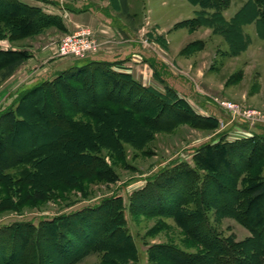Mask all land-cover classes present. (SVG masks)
<instances>
[{
	"label": "rangeland",
	"instance_id": "rangeland-1",
	"mask_svg": "<svg viewBox=\"0 0 264 264\" xmlns=\"http://www.w3.org/2000/svg\"><path fill=\"white\" fill-rule=\"evenodd\" d=\"M17 1L37 8L43 14L55 16L61 21L63 27L62 25L49 26L33 35L16 39V32L13 30L15 33H12L9 26L0 23V50L21 51L28 56L9 78L2 81L0 76V114L10 108L15 110L21 95L26 91L39 86L42 82L55 81L64 70L83 64L79 59L60 58L56 52L61 41L70 34L64 21L70 20L73 26L78 25V20L71 17V12L94 7L91 0H80L78 3H76L77 0ZM119 1L122 2V0H108L111 9L116 11L122 20L114 22L118 26L126 22L137 32L128 39H134L140 43L141 60L146 66L137 67V64H133L130 70L136 69L137 74L152 80L151 85H141L162 95H168L171 92L176 94L185 100L197 114L218 120L217 125L210 128H198L186 122L176 125L169 131H152L150 129L151 138L145 142L141 139V145L136 139L134 142L122 140L120 144L122 151L119 153L113 149L101 147L97 156L107 171L105 176L100 178L85 177V179H80L74 187L55 181L51 183L49 191L42 193L39 190L40 183L38 181L51 180L53 171L63 172L62 165L56 167L54 160L40 166L39 173L35 171L36 169L26 165L9 170L6 172L9 181H3L0 184V228L20 223H30L38 227L46 219L93 207L107 199L118 198L121 201L126 220V229L138 251L137 264H172L162 255L165 246H173L188 254L199 255L204 252L203 246L196 239L190 237L178 225L173 216H164L158 211L162 207L167 208L170 200L184 191V182L180 181L181 179L171 180L169 182L171 186L164 189L151 186L156 178L158 182H168L170 179L166 172L169 174L170 170L188 165L196 171V177L190 180L193 185L191 186L192 190L201 191V186H204L209 194L208 204L202 207L206 211L207 225L212 228L214 234L223 239L244 242L252 237L250 230L235 218L222 216L218 212L216 206L220 193L216 186L211 185L209 173L197 167L195 157L204 145L213 146L224 142L237 143L247 138H256L257 140L260 137L264 138V27L258 24L250 26L249 18L243 20L241 28H245V32L249 33L255 29L260 32L261 38L259 40L255 37L253 47L244 58L235 59L231 57L241 54L233 55L229 39L224 35L214 33V30L209 27L191 29L190 25L184 24L188 20L159 34L160 32L153 24L158 22L162 25L170 13L174 15L177 12L172 8V0H168L169 6L167 7L161 6L163 0L149 1L152 10L150 16L154 23L144 22L141 15H134L131 21L128 16H125L124 11L120 10ZM125 1L139 2V0ZM73 2L75 3L73 4ZM185 2L188 7L182 9L184 15L188 13V9L194 8L193 5ZM109 15V12H104V16L109 17ZM195 17L196 13L193 18ZM204 28L213 30V34L219 35L223 42L214 38L204 41L205 36H208L204 34ZM89 30L91 29L89 28ZM175 30L178 32L182 30L184 33L180 31V35L174 37L170 35L169 41L166 36L175 33ZM100 31L106 36L116 37L106 27L101 28ZM117 37L122 41L121 43L99 41L100 51L95 54L128 48L127 38ZM249 44L250 42H248ZM205 45L207 49L203 48ZM219 49L224 55H219ZM144 56H148V58ZM226 56L229 57L226 58ZM121 63L123 62H115L117 67H110V70L125 73L118 67ZM65 65L68 69H62ZM209 68L211 69L209 70ZM206 71L207 74H205ZM137 98H133V100ZM189 99L192 103L188 101ZM148 100L149 98H146L145 101L148 102ZM225 104L236 105L238 113L231 112ZM157 111L158 108L153 107L148 116L155 119ZM245 113L250 114L253 119L248 121L244 117ZM75 118L85 122L89 121L94 125L96 122L80 114ZM175 119L173 114L166 112L162 120L173 121ZM34 133L26 130L21 131L17 136V145L26 150L31 149L30 142H33L32 134ZM54 138V133L48 131L45 139L44 137L37 138V142L39 145L51 142ZM107 139L105 137L106 141ZM241 149L242 147L238 146L235 150L236 154L237 152H247V150ZM248 154L247 156H249ZM211 157L221 163V153L211 154ZM235 158L237 160V157ZM26 172L36 173L33 179L42 178L36 182L38 189L30 183V180L29 183L26 181ZM248 175L245 173L242 175L239 187L242 185L241 179ZM261 176L264 177V169ZM144 189L145 191L139 194ZM200 198L198 192L195 199L200 201ZM193 208L195 207L193 206ZM181 222L187 223L186 226L192 224L186 222L184 217H181ZM65 233L74 244L82 245V240L76 231L75 234ZM198 233L201 238L206 237L204 231L200 230ZM41 248L42 264H64L63 256L53 243L44 240L41 243ZM10 249L11 247L6 248V259ZM250 250L251 248H249V252ZM23 254L25 255V252ZM24 260V264H29L28 259ZM77 264H111V261H103L102 254L92 253Z\"/></svg>",
	"mask_w": 264,
	"mask_h": 264
},
{
	"label": "trees",
	"instance_id": "trees-1",
	"mask_svg": "<svg viewBox=\"0 0 264 264\" xmlns=\"http://www.w3.org/2000/svg\"><path fill=\"white\" fill-rule=\"evenodd\" d=\"M189 1L199 6L200 10L195 18L184 24L190 25L191 29L209 27L214 33L224 35L230 41L233 55L246 50L248 41L243 38L241 25L249 16L247 12L227 20L223 11L231 0ZM253 1L258 8L257 23L264 27V0ZM0 23L9 26L12 33L16 32V39L33 35L49 26L62 25L55 16L43 14L39 9L17 0H0ZM27 57L25 52L0 50L1 80L9 78ZM114 65L105 61H84L61 72L62 75L55 81L42 82L26 91L15 110L10 108L0 114V184L9 181L6 175L9 170L26 165L39 173L40 166L54 160L56 167L62 165V173L53 171L51 180L38 181L42 178L33 179L36 173L26 172V181L30 180L35 186L38 181L40 188L36 186V189L39 188L42 193L49 191L55 181L74 187L85 177L105 176L107 171L97 156L101 147L119 153L122 151V140L134 142L136 139L141 145V139L145 142L151 138L150 129L169 131L186 122L198 128L217 125L218 120L197 114L176 94L162 95L142 86L130 74L111 71L110 67ZM146 98H149L148 102ZM153 107L158 108L155 119L148 116ZM166 112L176 119L162 120ZM78 114L96 121L95 125L77 120L75 117ZM25 130L35 132L29 150L16 143L17 136ZM48 131L54 133V140L38 145L37 138L45 139ZM237 145L247 152L236 154ZM217 153H221V163L211 157V154ZM195 160L200 170L209 173L211 185L216 186L220 193L216 206L218 212L235 218L250 230L252 237L244 242H235L213 233L207 225L206 211L202 208L208 204L209 194L204 186H201V191L192 190L190 180L196 177V171L182 165L170 170L169 174L166 172L170 179L168 182H158L156 178L151 186L164 189L171 186V180L181 179L184 182V191L173 197L167 208L162 207L158 211L161 215L173 216L178 225L203 246L204 252L191 255L173 246H165L162 255L172 264H264V177L261 176L264 138L204 145ZM244 173L249 175L241 179L243 186L239 187ZM198 192L200 201L195 199ZM120 202L118 198L107 199L93 207L46 219L38 227L20 223L0 228V264H24L25 258L29 264H42L41 243L44 240L57 247L64 264H77L92 253L102 254L103 261L110 260L111 264H137L138 251L126 229ZM193 206L195 208L192 209ZM181 217L192 223L191 226L181 222ZM200 230L205 232V238L198 235ZM75 231L82 240L80 246L65 233L75 234ZM8 247L11 249L6 259Z\"/></svg>",
	"mask_w": 264,
	"mask_h": 264
},
{
	"label": "crops",
	"instance_id": "crops-1",
	"mask_svg": "<svg viewBox=\"0 0 264 264\" xmlns=\"http://www.w3.org/2000/svg\"><path fill=\"white\" fill-rule=\"evenodd\" d=\"M94 7L88 8V9H82L79 11H72L71 12V17L74 18L75 20H78V25L77 26H73L70 22V20H65L64 23L68 29L69 33H73L76 32L78 29L80 28H85L87 27L88 29L90 28L91 30L94 31V33L96 34V37L98 38L99 41H108V42H113V43H121L122 41L118 40L117 36H122L127 38V45L128 48L125 49H118L114 52H104V53H98L92 56H89L87 58L84 59H79L82 62L87 61L88 60H93V61H108L111 62L113 64H115V62H123L120 64V66H118L120 68V70H122L125 73H128L130 75H132V78L139 82L140 84L146 86V85H151L152 84V80L149 78H144L143 76H140L139 74L136 73V69L135 70H130L133 67V64H137V67L140 66H145V63L143 60H141V54L142 51H139L141 49H139L140 47V43L136 40H132V39H128L131 38L133 33H137L133 28H131L130 25H128L126 22L124 24H122L121 26H118L117 23H115V20H121L119 18V16L117 15V12L115 14L114 10L111 9L110 4L108 2V0H91ZM150 0H139L138 3H133V1L130 2H126L125 0H122V2H118L120 10L125 13V16H128L131 21L133 20V16L134 15H141L144 22L145 21H151L152 23H154L153 19L150 16V13L152 12L151 8H150ZM172 8L177 10V12L172 15V13L169 14V17L167 20L165 21H161L163 24H159L158 22H155L153 25L156 27V29L158 30V32H160L159 34L164 33L167 30H171L176 24L182 22V21H186L189 19H193L194 14L200 10L199 6L193 5L189 0H172ZM190 3L191 5H193L194 8H190L188 9V13H186V15H184V11L182 9L187 8V4L186 2ZM80 2V0H77L76 3ZM75 2H73L74 4ZM139 4V5H138ZM138 5V6H137ZM141 6V7H140ZM162 7H167L169 6V1L168 0H163V2L161 3ZM150 8V9H149ZM257 7L254 5V1L253 0H231L229 6L224 9L223 11V15L227 20H232L234 19V17H236L237 15L241 16L243 15V13H246L249 15V25L250 26H254L257 25L258 23V18L256 17L257 15ZM119 10V9H118ZM104 12H109V17L104 16ZM253 15V17H251ZM251 17V18H250ZM122 21V20H121ZM108 28L111 30V32L113 33L114 38L110 37V36H106L103 33H101L100 29L101 28ZM180 31L182 33H184V31L179 30L176 31L175 33L169 34L168 36V40L170 41V35H172V37H174L175 35H180ZM242 31V35L244 40L250 42V44L248 45L247 49L242 51L240 56L237 57H231V58H235V59H240V58H244L245 55H247V53L249 52V50L251 49V47H253V44L255 43V37L259 38L260 40V32H258L255 29H252V33L249 32H245V28H241ZM200 32V31H198ZM179 33V34H177ZM196 33V32H195ZM204 34H207L208 36H205L204 41H207L210 38H214L217 39L218 41H220L221 43L223 42L222 38L219 35L213 34V30L209 29V28H204ZM206 37H208L206 39ZM203 40V39H201ZM227 46V45H226ZM203 48L207 49V46L205 45ZM228 48V47H227ZM219 55H224V53L221 52V50H218ZM140 57V59H138ZM146 58H148V56H144ZM229 56H226V58ZM139 64V65H138ZM132 66V67H131ZM64 68L62 69H68L65 66H63ZM117 66L114 65V68H116ZM123 68V69H122ZM211 68H209L210 70ZM260 73V72H258ZM205 74H207V71L205 72ZM188 101H190L192 103V101L189 99Z\"/></svg>",
	"mask_w": 264,
	"mask_h": 264
},
{
	"label": "built area",
	"instance_id": "built-area-1",
	"mask_svg": "<svg viewBox=\"0 0 264 264\" xmlns=\"http://www.w3.org/2000/svg\"><path fill=\"white\" fill-rule=\"evenodd\" d=\"M99 46L100 42L94 32L87 28H80L76 32L70 33L65 36V38L58 46L56 55L63 59H84L99 52ZM225 106L231 112L238 113L236 105L225 104ZM244 117L248 121H251V119H253V117L247 113H245Z\"/></svg>",
	"mask_w": 264,
	"mask_h": 264
}]
</instances>
